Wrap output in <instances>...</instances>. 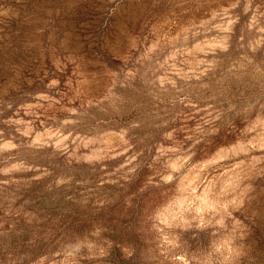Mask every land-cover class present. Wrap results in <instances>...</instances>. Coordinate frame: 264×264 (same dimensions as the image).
<instances>
[{"label":"rangeland","instance_id":"obj_1","mask_svg":"<svg viewBox=\"0 0 264 264\" xmlns=\"http://www.w3.org/2000/svg\"><path fill=\"white\" fill-rule=\"evenodd\" d=\"M0 264H264V0H0Z\"/></svg>","mask_w":264,"mask_h":264}]
</instances>
